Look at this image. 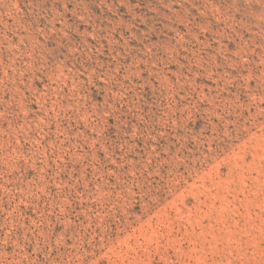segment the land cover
I'll use <instances>...</instances> for the list:
<instances>
[{
	"label": "rangeland",
	"instance_id": "374dc122",
	"mask_svg": "<svg viewBox=\"0 0 264 264\" xmlns=\"http://www.w3.org/2000/svg\"><path fill=\"white\" fill-rule=\"evenodd\" d=\"M0 264H264V0H0Z\"/></svg>",
	"mask_w": 264,
	"mask_h": 264
}]
</instances>
